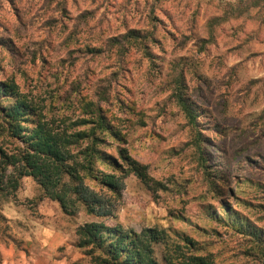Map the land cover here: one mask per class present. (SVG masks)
I'll list each match as a JSON object with an SVG mask.
<instances>
[{
	"label": "rangeland",
	"instance_id": "1",
	"mask_svg": "<svg viewBox=\"0 0 264 264\" xmlns=\"http://www.w3.org/2000/svg\"><path fill=\"white\" fill-rule=\"evenodd\" d=\"M250 1L0 0V82L57 126L99 105L165 185L153 192L126 175L105 219L81 204L66 214L25 177L18 201L0 207V264H103V250L78 246V228L93 222L163 231L155 264H264V0L247 11ZM131 30L143 45L123 56L85 50ZM0 146L16 142L0 135Z\"/></svg>",
	"mask_w": 264,
	"mask_h": 264
},
{
	"label": "trees",
	"instance_id": "2",
	"mask_svg": "<svg viewBox=\"0 0 264 264\" xmlns=\"http://www.w3.org/2000/svg\"><path fill=\"white\" fill-rule=\"evenodd\" d=\"M254 5L251 0L246 10L250 11ZM143 34L131 30L85 50L94 56L109 53L123 56L130 44L143 45ZM77 51L81 53L84 48ZM0 95L11 101L9 105L1 102L0 135L16 142L12 149L0 146V207L11 199L18 201L17 192L25 177L33 178L44 197L58 202L66 214L75 215L77 204H81L89 215L105 219L113 217L121 198L120 183L126 175L136 176L153 192L165 189L164 184L151 176L149 168L123 147L127 136L121 134L99 105L90 112L91 118L74 122L64 119L62 127L46 121L14 82H0ZM99 95L106 98L105 94ZM177 99L186 120L197 126L190 102L182 95ZM201 136L198 132L197 142ZM111 140L122 145L117 148V156L107 150ZM197 150L202 154L201 147L197 146ZM77 235L78 246L90 248L87 254L93 255L94 248L103 250L104 256L96 258L103 264H109V259L116 264H155L153 246L164 239V232L157 229L137 233L99 222L81 226Z\"/></svg>",
	"mask_w": 264,
	"mask_h": 264
}]
</instances>
